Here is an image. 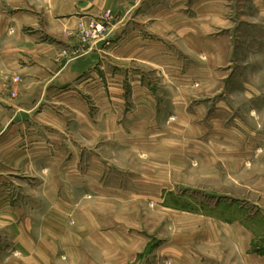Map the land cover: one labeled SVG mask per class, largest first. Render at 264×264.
I'll use <instances>...</instances> for the list:
<instances>
[{
    "label": "rangeland",
    "instance_id": "1",
    "mask_svg": "<svg viewBox=\"0 0 264 264\" xmlns=\"http://www.w3.org/2000/svg\"><path fill=\"white\" fill-rule=\"evenodd\" d=\"M120 1L137 5L101 13L79 81L87 142L25 202L65 217L41 260L264 264V18L247 0Z\"/></svg>",
    "mask_w": 264,
    "mask_h": 264
},
{
    "label": "crops",
    "instance_id": "2",
    "mask_svg": "<svg viewBox=\"0 0 264 264\" xmlns=\"http://www.w3.org/2000/svg\"><path fill=\"white\" fill-rule=\"evenodd\" d=\"M247 1L264 18V0ZM136 5L120 0H0V264H45L39 250L47 247L49 252L55 234L64 228L62 213L25 202L45 200L33 196V184H55V169L70 168L72 153L87 142L86 130H73L72 124L83 104L79 81L103 52L104 42L93 43L108 28L95 31V25L105 24L98 17L105 10ZM117 23L111 22L109 32ZM92 133L98 135L97 130ZM60 149L69 155L60 161L62 167L55 156ZM79 161L80 167L87 165ZM10 248L18 254H10Z\"/></svg>",
    "mask_w": 264,
    "mask_h": 264
},
{
    "label": "built area",
    "instance_id": "3",
    "mask_svg": "<svg viewBox=\"0 0 264 264\" xmlns=\"http://www.w3.org/2000/svg\"><path fill=\"white\" fill-rule=\"evenodd\" d=\"M97 30H101L102 28H103V26L102 25H96V27H95Z\"/></svg>",
    "mask_w": 264,
    "mask_h": 264
}]
</instances>
